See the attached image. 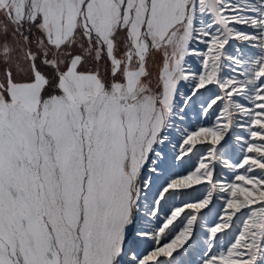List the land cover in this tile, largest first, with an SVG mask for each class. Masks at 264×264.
I'll use <instances>...</instances> for the list:
<instances>
[{
  "label": "snow or ice",
  "instance_id": "snow-or-ice-1",
  "mask_svg": "<svg viewBox=\"0 0 264 264\" xmlns=\"http://www.w3.org/2000/svg\"><path fill=\"white\" fill-rule=\"evenodd\" d=\"M0 264H264V0H0Z\"/></svg>",
  "mask_w": 264,
  "mask_h": 264
},
{
  "label": "bare ground",
  "instance_id": "bare-ground-1",
  "mask_svg": "<svg viewBox=\"0 0 264 264\" xmlns=\"http://www.w3.org/2000/svg\"><path fill=\"white\" fill-rule=\"evenodd\" d=\"M182 171V170H181Z\"/></svg>",
  "mask_w": 264,
  "mask_h": 264
}]
</instances>
